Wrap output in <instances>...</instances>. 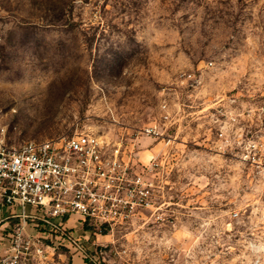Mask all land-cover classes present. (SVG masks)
Segmentation results:
<instances>
[{
    "label": "rangeland",
    "instance_id": "rangeland-1",
    "mask_svg": "<svg viewBox=\"0 0 264 264\" xmlns=\"http://www.w3.org/2000/svg\"><path fill=\"white\" fill-rule=\"evenodd\" d=\"M0 36L11 144L154 159L161 218L89 234L93 260L264 264V0H0Z\"/></svg>",
    "mask_w": 264,
    "mask_h": 264
},
{
    "label": "built area",
    "instance_id": "built-area-1",
    "mask_svg": "<svg viewBox=\"0 0 264 264\" xmlns=\"http://www.w3.org/2000/svg\"><path fill=\"white\" fill-rule=\"evenodd\" d=\"M142 133L160 136L154 126ZM147 162L125 159L121 141L87 133L14 146L0 124V264H58L66 254L101 264L86 252L89 234L132 217L161 218L154 176L143 171L155 164L152 156Z\"/></svg>",
    "mask_w": 264,
    "mask_h": 264
},
{
    "label": "crops",
    "instance_id": "crops-1",
    "mask_svg": "<svg viewBox=\"0 0 264 264\" xmlns=\"http://www.w3.org/2000/svg\"><path fill=\"white\" fill-rule=\"evenodd\" d=\"M69 225L72 226L73 228L76 227V225L73 224L72 221H70ZM60 259L61 260H57L58 264H60L61 262L67 264H90L88 260H81V257L78 254H74L72 256L66 254L63 257L61 256Z\"/></svg>",
    "mask_w": 264,
    "mask_h": 264
},
{
    "label": "bare ground",
    "instance_id": "bare-ground-1",
    "mask_svg": "<svg viewBox=\"0 0 264 264\" xmlns=\"http://www.w3.org/2000/svg\"><path fill=\"white\" fill-rule=\"evenodd\" d=\"M150 153L148 151L144 152V159L147 160L150 157Z\"/></svg>",
    "mask_w": 264,
    "mask_h": 264
}]
</instances>
